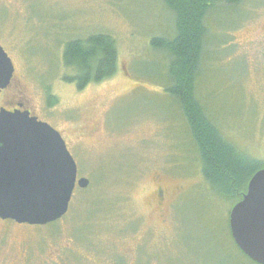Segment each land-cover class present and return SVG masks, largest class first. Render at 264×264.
Segmentation results:
<instances>
[{"label":"rangeland","instance_id":"1","mask_svg":"<svg viewBox=\"0 0 264 264\" xmlns=\"http://www.w3.org/2000/svg\"><path fill=\"white\" fill-rule=\"evenodd\" d=\"M213 11L197 95L264 162V0ZM174 30L162 0H0V45L16 68L0 106L20 104L56 129L90 182L54 225L0 220V264H254L232 243L235 201L205 180L166 92L169 54L152 41ZM94 34L115 40L118 70L78 91L64 81L63 49Z\"/></svg>","mask_w":264,"mask_h":264},{"label":"trees","instance_id":"2","mask_svg":"<svg viewBox=\"0 0 264 264\" xmlns=\"http://www.w3.org/2000/svg\"><path fill=\"white\" fill-rule=\"evenodd\" d=\"M162 1L173 15L174 37L155 38L152 44L169 54V87L166 92L179 105L205 180L215 194L237 204L246 194L251 178L264 169V162L248 156L225 136L210 109L198 97L197 84L204 76L202 68L210 38L206 25L208 16L220 5L239 7L244 0ZM63 64L71 72L64 76V81L83 91L89 85L99 84L116 74V42L106 34L70 40L63 49ZM55 103V98L49 96V106ZM232 243L236 251L249 260L233 239Z\"/></svg>","mask_w":264,"mask_h":264},{"label":"water","instance_id":"3","mask_svg":"<svg viewBox=\"0 0 264 264\" xmlns=\"http://www.w3.org/2000/svg\"><path fill=\"white\" fill-rule=\"evenodd\" d=\"M15 66L0 45V91L14 78ZM78 179L77 164L61 134L30 111L0 110V220L46 226L69 212ZM232 238L253 263L264 264V169L250 180L229 216Z\"/></svg>","mask_w":264,"mask_h":264},{"label":"flooded vegetation","instance_id":"4","mask_svg":"<svg viewBox=\"0 0 264 264\" xmlns=\"http://www.w3.org/2000/svg\"><path fill=\"white\" fill-rule=\"evenodd\" d=\"M15 73H16V71H15ZM14 76H15V74H14ZM14 79V78H13ZM13 81V80H12ZM12 83V82H11ZM6 90H8V88L7 89H5V90H2V91H0V92H4V91H6ZM1 109H5V110H7V111H10V112H13V111H15V110H20V111H26L25 109H24V107L22 106V105H20V104H16V106L14 107V108H7V107H4V106H0V110ZM31 115L33 116V114H32V112H31ZM163 200V190H162V188H159V190H158V201H159V205H162L161 204V201Z\"/></svg>","mask_w":264,"mask_h":264}]
</instances>
